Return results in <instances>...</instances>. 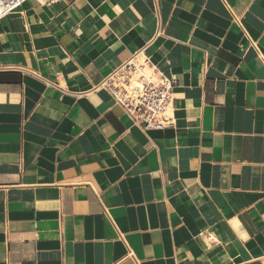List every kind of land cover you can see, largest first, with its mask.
I'll use <instances>...</instances> for the list:
<instances>
[{"label":"crops","instance_id":"crops-1","mask_svg":"<svg viewBox=\"0 0 264 264\" xmlns=\"http://www.w3.org/2000/svg\"><path fill=\"white\" fill-rule=\"evenodd\" d=\"M140 51L175 79L172 127L97 88ZM0 264H264V0L1 18Z\"/></svg>","mask_w":264,"mask_h":264},{"label":"built area","instance_id":"built-area-1","mask_svg":"<svg viewBox=\"0 0 264 264\" xmlns=\"http://www.w3.org/2000/svg\"><path fill=\"white\" fill-rule=\"evenodd\" d=\"M26 1L0 0V19L17 11ZM152 70L150 57L140 51L104 77L97 88L106 89L127 116L143 128L172 127L175 79Z\"/></svg>","mask_w":264,"mask_h":264}]
</instances>
